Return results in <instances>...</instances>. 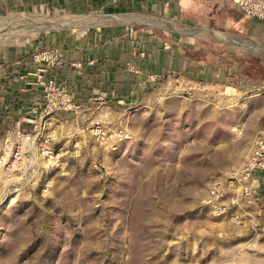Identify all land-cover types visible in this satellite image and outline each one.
I'll return each mask as SVG.
<instances>
[{
	"label": "rangeland",
	"instance_id": "obj_1",
	"mask_svg": "<svg viewBox=\"0 0 264 264\" xmlns=\"http://www.w3.org/2000/svg\"><path fill=\"white\" fill-rule=\"evenodd\" d=\"M167 1L113 15L161 18L173 28L111 14L57 28L103 43L105 29L116 27L124 30L112 35L135 40L134 27L144 45L193 52L192 64L140 74L141 89L134 79L90 94L71 89L57 74L65 46L24 54L31 94L0 101V264H264V159L251 162L264 146V51L255 47L264 35L251 31L253 16L237 3L178 14ZM46 8L6 5L0 17L103 14ZM235 11L243 23L231 21ZM191 28L234 41L180 31ZM53 30L0 37V52L29 48ZM217 46L235 66L228 79L199 65ZM55 49L60 65L52 64Z\"/></svg>",
	"mask_w": 264,
	"mask_h": 264
},
{
	"label": "crops",
	"instance_id": "obj_2",
	"mask_svg": "<svg viewBox=\"0 0 264 264\" xmlns=\"http://www.w3.org/2000/svg\"><path fill=\"white\" fill-rule=\"evenodd\" d=\"M146 1L149 4L150 0ZM218 1H224L230 8H233L232 10H235V3L232 0H168L165 5L167 8L170 5L171 9L178 14L183 11H191L192 8H199L201 12H207ZM142 3H144V0H0V8L6 5L17 8L26 6L33 10L41 11L45 7H47L46 9L62 7L61 10L71 13L69 15H76L75 13H85L82 15L103 13L109 15L124 12L126 7H142ZM161 3V0H152L150 7L155 6L156 8L157 4L161 5ZM236 8L238 9L237 6ZM245 20L243 11H241V14L235 11V17L231 19V21L241 23ZM133 28L131 27L130 30L136 35L135 40H120V35H112L113 33H122L123 27H116L112 30L106 28L105 33H109L110 36L104 37L103 43L99 39L93 38L91 41L89 37H82L78 34L65 35L64 31L61 32L57 28H52L55 30L45 32L29 48L21 50L16 48L5 49L1 51L0 101L4 104L11 103L12 105L15 101L26 99L27 95L31 94V77H28L27 74L31 73L32 61L30 58L25 57L24 54L31 53L33 47L36 48L38 46H65L63 51L65 63L57 69L58 78L60 81L67 83L71 89L83 88L89 94L92 89L95 91L103 86L114 88L122 83L123 87H125L126 84L123 83L126 79H131V81L134 79V88L136 90L141 89L144 86V81L140 77L142 73L153 72V74L158 76L160 72H165V69H178L183 64L184 66L187 63L192 64L193 52L188 50L183 52L184 49L183 47L180 48L179 43L169 42L173 45L172 48L170 49L167 44L169 49L165 47L163 50L159 49L160 45L158 44L144 45L137 41L141 32ZM250 29L254 33L264 35V19L251 18ZM154 39L160 41L159 38L154 37ZM162 43L167 42L162 41ZM195 47L197 48L198 45L195 44ZM224 50L222 46L211 49L212 58L208 60L206 56V58L199 61V65L206 66L205 68L207 69L211 68L210 70H214L217 74H224V77L228 79L227 74L230 70L228 71L227 67L229 65H225L222 61L225 55ZM183 53H187L188 56ZM9 108H12V106H9Z\"/></svg>",
	"mask_w": 264,
	"mask_h": 264
},
{
	"label": "bare ground",
	"instance_id": "obj_3",
	"mask_svg": "<svg viewBox=\"0 0 264 264\" xmlns=\"http://www.w3.org/2000/svg\"><path fill=\"white\" fill-rule=\"evenodd\" d=\"M138 14V13H137ZM112 16H119L122 19H125L126 21H135V20H139V19H147L146 21H154L156 22V24L164 26V27H171L173 28V26L169 25L166 21H163L158 18H147V17H140L138 15H129V14H122V15H113ZM142 15V14H141ZM107 14H100L97 18H93V17H89V16H85V17H79L78 19L74 20V19H61V20H41V19H34V18H23V17H10V18H1L0 17V37H14V36H18V35H22V34H29L32 33L34 31H38V30H42L45 28H50V27H54V26H80V25H88L89 23H97L99 21H101L104 17H106ZM118 17V18H119ZM67 18V17H66ZM71 18V17H68ZM43 19V18H42ZM45 19V18H44ZM90 26V25H89ZM92 26V25H91ZM197 27V26H196ZM176 29V28H174ZM179 30V29H178ZM185 34L191 35V36H195L198 37L199 35L201 36H208V35H212L215 36L217 38H222V39H227L230 41H234L233 39H231L227 34L225 33H220L218 31L215 30H204L201 28H191L190 29H185V30H180ZM181 33V32H180ZM236 41V40H235ZM237 42V41H236ZM242 43L240 41L237 42ZM243 44V43H242ZM252 46V45H251ZM250 46V47H251ZM254 47V46H253ZM252 47V48H253ZM256 48L260 49L262 52L264 51V47L262 46H255ZM123 135V134H122Z\"/></svg>",
	"mask_w": 264,
	"mask_h": 264
},
{
	"label": "built area",
	"instance_id": "obj_4",
	"mask_svg": "<svg viewBox=\"0 0 264 264\" xmlns=\"http://www.w3.org/2000/svg\"><path fill=\"white\" fill-rule=\"evenodd\" d=\"M232 1L240 5L246 14L253 16L254 18L264 19V0H232ZM53 52L55 53V58L53 59L52 64H55L54 60L58 59L56 64L60 65V63H62V60L61 59L59 60L58 57L59 55L61 57L62 53H60L58 49L57 50L55 49ZM252 158L253 159L251 162L262 161L264 159V146L262 142L255 150Z\"/></svg>",
	"mask_w": 264,
	"mask_h": 264
},
{
	"label": "trees",
	"instance_id": "obj_5",
	"mask_svg": "<svg viewBox=\"0 0 264 264\" xmlns=\"http://www.w3.org/2000/svg\"><path fill=\"white\" fill-rule=\"evenodd\" d=\"M237 60H238L239 62H240V61L243 62V59H242V58H239V59H237ZM222 61H223V63H224L225 65L234 66V65H232V61L228 58V55H227V56H224V57L222 58ZM234 67H235V66H234ZM240 69H242V66L237 68L238 71H239Z\"/></svg>",
	"mask_w": 264,
	"mask_h": 264
},
{
	"label": "water",
	"instance_id": "obj_6",
	"mask_svg": "<svg viewBox=\"0 0 264 264\" xmlns=\"http://www.w3.org/2000/svg\"><path fill=\"white\" fill-rule=\"evenodd\" d=\"M144 24H148V25H151V26H159V25H156V24H153V23H148V22H143ZM59 26L57 27H52V28H58ZM160 27V26H159ZM208 30H211V29H208Z\"/></svg>",
	"mask_w": 264,
	"mask_h": 264
}]
</instances>
